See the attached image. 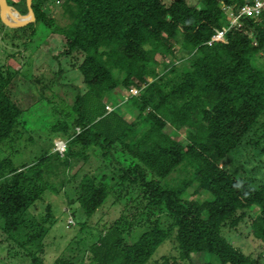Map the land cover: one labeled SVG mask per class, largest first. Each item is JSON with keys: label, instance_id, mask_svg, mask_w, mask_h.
Instances as JSON below:
<instances>
[{"label": "trees", "instance_id": "1", "mask_svg": "<svg viewBox=\"0 0 264 264\" xmlns=\"http://www.w3.org/2000/svg\"><path fill=\"white\" fill-rule=\"evenodd\" d=\"M5 1L19 14L26 13L24 0ZM42 1L31 0L33 22L19 28L0 22V35L26 31L24 46L35 25L42 23L63 38L59 55H82L76 69L84 90L76 92L70 104L60 100L52 109L58 120L48 128V137L62 139V155L45 149L29 163H14L16 136L24 122L6 93L14 72L0 69L3 231L11 236L35 226L27 241L38 239L53 224L50 207L46 204L37 218L27 217L28 208L41 202L45 192H62L75 178L76 172H66L76 163L83 165L98 152L105 168L117 166L114 154L119 153L131 167L122 170L117 185L123 179L135 185L145 206L165 213L170 224L163 229L154 221L125 244L115 220L88 247L87 264H156L150 258L172 232L176 256H163L160 264H191L197 254L213 264H257L229 244L221 228H234L253 211L251 235L264 244V176L252 190L224 170L220 160L264 117V10L257 22L241 19L229 27L225 9L235 10L245 0H198L199 8L184 0L166 6L161 0H63L60 15L66 23L57 24L42 12ZM223 29L222 42L206 44ZM117 89L125 92L121 102L136 112L130 121L124 117V105L108 99ZM106 106L114 108L107 111ZM260 127L251 143L264 157V122ZM180 131L183 142L175 137ZM108 171L99 176L84 173L75 185L74 201L86 217L112 194ZM189 188L207 196L183 198ZM31 263L42 264L34 255Z\"/></svg>", "mask_w": 264, "mask_h": 264}, {"label": "rangeland", "instance_id": "2", "mask_svg": "<svg viewBox=\"0 0 264 264\" xmlns=\"http://www.w3.org/2000/svg\"><path fill=\"white\" fill-rule=\"evenodd\" d=\"M62 1L43 0L40 5L42 12L53 18L57 24L66 23L60 15ZM161 1L166 6L173 0ZM184 1L189 6L200 7L198 0ZM225 12L229 18L226 9ZM13 31L15 30H5L7 34L0 35V69L6 68L9 72H14L6 87V93L22 111L21 120L24 122V127L16 136L18 151L13 161L29 163L40 155L42 150L53 151L54 141H62L56 136H52L51 139L48 137V128L58 120L52 109H55L60 100L70 104L74 94L84 90L81 75L76 69L82 55L78 53L59 55L64 45L63 38L52 34L42 23L35 25L34 34L24 46L22 42L26 40L24 38L26 31L14 33ZM257 56H260V53ZM123 93L124 90L117 89L108 99L113 105L122 107ZM123 112L128 121L136 115L128 104L123 106ZM262 122L264 117H260L257 124L244 134L240 144L220 160V166L224 170L252 190L258 188L264 176V157L251 143L260 132ZM16 130L19 131V127ZM164 132L171 134L168 128H165ZM175 137L176 140L183 142V131L177 133ZM114 156L119 164L117 166L113 164L108 168L104 167L106 162L101 163L98 152L92 154L85 164L76 163L66 172L67 176L76 172L75 178L70 179L62 192L56 195L45 192L41 202H36L28 208L27 217L37 218L44 214L45 205L48 204L53 219V224L43 228L42 235L33 242H28L27 236L36 232L37 227H24L9 236L3 231V224L0 221V264H32V255L42 264H87L88 247L95 243L103 230L115 220H118L117 227L125 244L133 243L154 221H158L165 229L170 224V219L154 207L145 206L135 185H129L123 181L124 179L117 185V177L120 178L122 170L131 167V163L127 157L119 153ZM76 165L80 166L79 169ZM106 169L109 170L106 178L112 174L110 181H107L113 185L112 194L93 215L86 217L74 201L75 185L82 174L91 173L99 176L102 172L106 173ZM192 192L193 188H189L183 198L200 200L207 196L201 191ZM134 214L136 218L132 220ZM253 215V211H248L234 228L224 225L221 228V235L234 248L254 259L257 264H264V244L251 235L250 221ZM68 216L72 220L70 225L66 224ZM130 222L131 225L127 226ZM163 256H176L173 232L155 249L150 258L151 263L160 264V258ZM191 264L213 263L208 256L197 254L191 258Z\"/></svg>", "mask_w": 264, "mask_h": 264}, {"label": "built area", "instance_id": "3", "mask_svg": "<svg viewBox=\"0 0 264 264\" xmlns=\"http://www.w3.org/2000/svg\"><path fill=\"white\" fill-rule=\"evenodd\" d=\"M226 10L229 14V27L238 24L241 19L257 22L264 10V0H245L244 4L237 9L233 10L231 7H228ZM225 31L226 30L223 29L219 32H216L206 44L210 45L212 42H222ZM129 93L134 95L136 91L134 89H130ZM106 110L110 111L111 107L106 106ZM53 145L54 151L62 155L64 151V142L60 140L54 141ZM66 224H72L70 216L67 217Z\"/></svg>", "mask_w": 264, "mask_h": 264}, {"label": "water", "instance_id": "4", "mask_svg": "<svg viewBox=\"0 0 264 264\" xmlns=\"http://www.w3.org/2000/svg\"><path fill=\"white\" fill-rule=\"evenodd\" d=\"M26 13L21 15L15 9L8 6L5 0H0V22L8 28H19L33 22L31 0H24Z\"/></svg>", "mask_w": 264, "mask_h": 264}]
</instances>
